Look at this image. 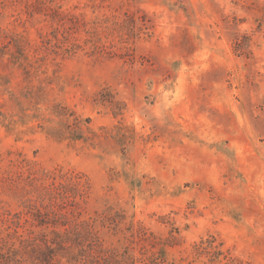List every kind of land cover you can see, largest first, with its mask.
Segmentation results:
<instances>
[{
	"label": "rangeland",
	"instance_id": "rangeland-1",
	"mask_svg": "<svg viewBox=\"0 0 264 264\" xmlns=\"http://www.w3.org/2000/svg\"><path fill=\"white\" fill-rule=\"evenodd\" d=\"M53 181L105 246L264 264V0H0L1 237Z\"/></svg>",
	"mask_w": 264,
	"mask_h": 264
},
{
	"label": "trees",
	"instance_id": "trees-1",
	"mask_svg": "<svg viewBox=\"0 0 264 264\" xmlns=\"http://www.w3.org/2000/svg\"><path fill=\"white\" fill-rule=\"evenodd\" d=\"M51 187V192L47 190L49 201L43 208L27 206L26 213L31 214V220L25 221L30 222L32 228L26 235L15 231L7 238L0 236V264H161L162 249H148V254V250L140 246L139 255L133 253L131 245L139 244L144 236L140 231L136 234L138 239H130L122 251L105 246L93 224L80 218V211L59 203L58 197H63L68 185L53 181ZM69 202L76 204L74 200Z\"/></svg>",
	"mask_w": 264,
	"mask_h": 264
}]
</instances>
